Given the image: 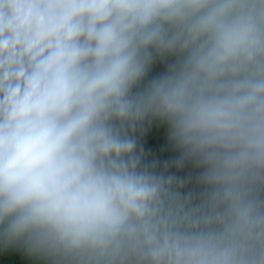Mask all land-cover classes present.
I'll use <instances>...</instances> for the list:
<instances>
[{"label": "clouds", "instance_id": "obj_1", "mask_svg": "<svg viewBox=\"0 0 264 264\" xmlns=\"http://www.w3.org/2000/svg\"><path fill=\"white\" fill-rule=\"evenodd\" d=\"M0 264H264V0H0Z\"/></svg>", "mask_w": 264, "mask_h": 264}, {"label": "trees", "instance_id": "obj_2", "mask_svg": "<svg viewBox=\"0 0 264 264\" xmlns=\"http://www.w3.org/2000/svg\"><path fill=\"white\" fill-rule=\"evenodd\" d=\"M156 71H159V69H156ZM161 135L162 134H158L155 138H154V141L149 144L150 147H152L154 150L157 149V148H160L161 145H160V138H161Z\"/></svg>", "mask_w": 264, "mask_h": 264}]
</instances>
